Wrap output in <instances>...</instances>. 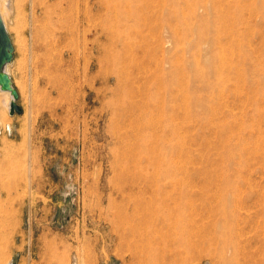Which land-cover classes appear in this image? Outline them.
I'll use <instances>...</instances> for the list:
<instances>
[{
  "label": "rangeland",
  "instance_id": "rangeland-1",
  "mask_svg": "<svg viewBox=\"0 0 264 264\" xmlns=\"http://www.w3.org/2000/svg\"><path fill=\"white\" fill-rule=\"evenodd\" d=\"M164 1L0 0L22 107L10 114L0 90V264H214L211 246L165 247L156 206L170 178H156L151 162L158 156L167 168L187 157L190 188L198 190L225 164L220 132L242 135L252 148L224 173L241 194L264 191V0ZM77 19L92 69L70 89L65 76L77 62L67 29ZM46 31L55 35L49 65ZM192 99L209 101L213 120L210 111L196 114Z\"/></svg>",
  "mask_w": 264,
  "mask_h": 264
},
{
  "label": "bare ground",
  "instance_id": "bare-ground-1",
  "mask_svg": "<svg viewBox=\"0 0 264 264\" xmlns=\"http://www.w3.org/2000/svg\"><path fill=\"white\" fill-rule=\"evenodd\" d=\"M60 1H62V0H60ZM66 1L70 2V4L73 6L74 2L76 0H66ZM167 1H170V0H165L164 2H167ZM31 3H32V1H31ZM70 4H69V6H70ZM209 5H210V3L208 4V6ZM70 8H71V6H70ZM0 13L4 19V15H3L1 10H0ZM70 17H71V20L73 21L74 20L73 15H71ZM70 17H69V19H70ZM79 17H81V16H79ZM79 17H77V18H79ZM87 17H89V16H87ZM4 21H5V19H4ZM78 22H80V21H78V19L75 20V22H73L71 24V26L67 29L68 30L67 35L70 39L68 43H69L70 48L72 49L73 59H75L77 62V66L75 67V65H73L74 64L73 63L72 65L75 68L73 70L69 71V75L65 76L67 84L71 87L70 89L75 88V86L78 85V80L80 77H83L87 82V80L90 79V78H88L89 77V70H90V68L92 69L91 62L89 59L90 50H89V46L87 45L86 33L83 31V35H82L83 38H82L81 29H80ZM31 25H32V23H31ZM83 25H84V23H83ZM7 28H8V26H7ZM15 29H16V27H15ZM18 30H20V29H17L15 31L17 32ZM67 30H65V33L62 32L63 36L66 35ZM19 33L21 34V31H18V33H17L16 39H15L16 43L19 42V36H20ZM59 37H60V35H59ZM20 39H22V38H20ZM54 39H55V35L46 31L45 44H44V62H46V63L54 57V56L52 57L53 54H51L52 48H53L54 43H55ZM104 40H106V39H104ZM63 45H65V44H63ZM92 49H93V47H92ZM59 54H61V52ZM81 55L83 56V61L85 62L84 68H82L83 72L79 71V68H78V66H79L78 62L80 63V59H81L80 56ZM218 56H220V55L218 54ZM226 59H228L227 56H226ZM226 59H225V55H224L221 63L225 64ZM192 64H193V62H192ZM225 66H226V64H225ZM226 67H228V63H227ZM57 69H59V66ZM59 70H61V69H59ZM6 71L9 73L7 65H6ZM31 71L32 70H30V72ZM225 71L226 70H224V73H225ZM219 74L220 73H218V75ZM222 74L223 73H221L218 76V77H220V82H219L220 84L226 83L227 77H229L228 73H227L228 75H226L227 77L222 75ZM31 76H32V74H31ZM33 76H32V78H33ZM49 79H52V78L51 77L48 78V81H50ZM33 80H35V79L33 78ZM19 81H21V80L19 79ZM62 81H63V79L61 80V82ZM52 82H54V80H52ZM52 82H51V84H53ZM17 83H20V82H17ZM31 83H33V82H31ZM204 83H205V81H204ZM33 84H36V82ZM33 84H31L30 88H29V99H30V101H29L30 106L29 107L30 108L28 110V116H27L28 118L26 117L27 118L26 123H28L27 124L28 136L29 135L31 136V132H32V117H33L32 111L34 110V109L32 110V104H34L36 102L35 98H34L36 96V95L34 96V94H36V92H34V89H36V88H34V87L37 84L35 86ZM63 84L66 85L65 81ZM20 85H22V84H20ZM68 85L66 86L67 88H68ZM58 86L59 85H57L56 87H58ZM60 86H62L61 83H60ZM20 87L24 88L23 86H20ZM66 87L64 86V88H66ZM220 88H221V86H220ZM56 89L58 90V88H56ZM60 89L61 88H59V91H61ZM218 89H219V86H218ZM0 90H1V88H0ZM2 91L7 94V100L5 103H6V106L8 108L9 103L12 99V95L9 91H4V90H2ZM65 92L66 91L63 90V93H65ZM68 92H69V90H68ZM213 92H214V90H213ZM33 98H34V100H33ZM187 99H188V96L185 95L184 96L185 105L187 103ZM33 101H35V102H33ZM191 101L192 102L196 101L198 103V105L196 104L197 108H194L196 114H199L197 112L198 110H199V112H200V110H203L204 113H206V111H210L211 112L210 120H213L214 115H216V112H214V111H216V109L215 108L212 109V105L209 103V101H206V100L203 101V99H200L199 101H197L196 99H192V100H188V104L192 103ZM190 107H191V105H190ZM184 108L188 109L189 106H188V108H186L184 106ZM168 122L169 121L165 120V124H167ZM168 127L172 128L169 124H168ZM221 129L225 130L224 127H222ZM181 134H182V132L180 131L179 136L184 139V136ZM219 135H220L219 137L223 139L222 142H223L224 147L226 148V149L220 151V153H219L221 159L223 161L225 160L223 162L225 164L219 170H214L213 173L217 174V176L214 179H212L211 181L203 182L202 185H199V187L200 186L201 187L198 190H192L191 188H193V187L190 188V186H191L190 183L194 182V181L191 180V176H189L190 174L188 173V167H185V162L187 161V159H186L187 157L183 158L184 162L181 164H178L179 162L178 163L174 162L173 159L171 161V159H170L168 164H167V168H162V162L163 161L161 162V159H159L158 156H154L152 158L151 164L154 168V173L156 175V178H159V177H157L159 175L162 179H165L167 177L170 178L168 181L163 183L164 187H166V184H168V186H170V189L164 190L166 192L163 193V198L159 202H157L158 205L156 206L157 209L161 212V214L163 216V230H161V231H163L162 237L164 239L165 247L168 248V250H173L175 252L176 249H185V248H192V247L197 248V246L199 248H201L202 246L208 245V246H211L209 248L212 251L210 253L212 256L211 259H213V258L216 259L214 261L210 259L211 261H213L212 263H214V264L216 263L215 261H217V264H218V262L220 264H264V191H262L261 193H258L259 194L258 196L255 195L256 194L255 192H254V194H253V192L241 194L240 188L237 186V184L233 180H231L229 178L230 175L229 174L227 175L226 173H224V171H227L228 169L232 168L233 166H235V167L239 166V165H236L238 163V161L242 162L244 160L243 155H247V151L248 152L251 151L252 148L248 147L250 145V143H248L249 145L247 146V142H249V141H246V139H247L246 137H244V136L241 137L242 135H238L235 138H233L232 136L226 135L224 132H220ZM244 138H246V139H244ZM161 143H163V142H161ZM258 143L259 142H257L256 144H258ZM30 145H31V143L29 144V146ZM181 145H182V143L178 144L179 147H181ZM29 146H28L29 149L27 152L26 184H25L27 191L29 189L31 191V180H32V176H33V154H32L33 152L31 151L32 149ZM175 146L171 145L170 148L174 147V149H175ZM248 148L250 150H248ZM180 150L182 151L183 148ZM181 151H179V152H181ZM179 155L181 156V154H179ZM263 156H264V143H263ZM183 160H180V162H182ZM185 172H187L186 175L184 174ZM221 172H223V173H221ZM186 176H187V178H186ZM28 187H29V189H28ZM253 206H257V208L254 211H250V208L252 209ZM247 227H249L248 230H246ZM249 230H251V231L253 230V233H251L249 236L243 237ZM169 261L172 262L173 258H169Z\"/></svg>",
  "mask_w": 264,
  "mask_h": 264
},
{
  "label": "water",
  "instance_id": "water-1",
  "mask_svg": "<svg viewBox=\"0 0 264 264\" xmlns=\"http://www.w3.org/2000/svg\"><path fill=\"white\" fill-rule=\"evenodd\" d=\"M13 53L12 38L0 13V88L1 90L9 91L12 95L9 103L10 114L22 112V107L16 102L19 98V93L12 83L10 74L6 71V65L12 60Z\"/></svg>",
  "mask_w": 264,
  "mask_h": 264
}]
</instances>
